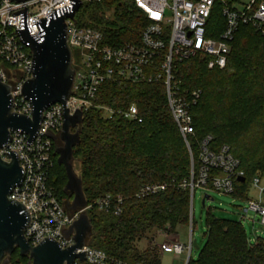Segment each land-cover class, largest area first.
<instances>
[{
    "label": "trees",
    "instance_id": "1",
    "mask_svg": "<svg viewBox=\"0 0 264 264\" xmlns=\"http://www.w3.org/2000/svg\"><path fill=\"white\" fill-rule=\"evenodd\" d=\"M111 5L118 8V21L105 17ZM85 15L84 24L101 26L115 45L139 41L146 24L142 12L129 0L88 5ZM223 26L217 6L209 19V36L217 37ZM174 73L183 87L202 90L192 108L195 135L189 138L195 169L205 137L212 136L214 151L229 145L245 172V180L235 179L231 195L247 199L254 176L264 175V35L243 25L225 68L210 69L205 59L196 56L177 64ZM95 102L117 112L136 105L143 120L131 121L119 112L106 119L96 107L84 112L74 159L80 163L88 203L106 194L123 197L120 215L97 208L87 211L93 225L89 243L115 259L159 264L161 248L156 236L164 230L175 234L176 228L188 227L191 211L190 189L183 187L191 180V152L169 108L166 88L160 83L108 80L100 86ZM67 180L56 154L50 182L61 201ZM159 183L169 186L139 196L143 186ZM207 223L208 241L199 259L188 264H264V238L251 243L241 221L209 210ZM143 239L147 245L140 249L137 244ZM17 252L20 259H27L19 250L13 254Z\"/></svg>",
    "mask_w": 264,
    "mask_h": 264
},
{
    "label": "built area",
    "instance_id": "2",
    "mask_svg": "<svg viewBox=\"0 0 264 264\" xmlns=\"http://www.w3.org/2000/svg\"><path fill=\"white\" fill-rule=\"evenodd\" d=\"M82 10L85 4L100 3L103 0H81ZM139 9L146 19L140 39L115 45L107 38L101 26L86 25L77 18L67 17V42L72 51L73 67L76 70L72 93L66 107L70 114L79 108L83 112L95 106V99L100 86L108 80H121L134 83H160L166 88L169 108L173 118L191 152V180L183 184L188 186L191 195V211L189 221L188 245L180 241L178 234L161 231L165 242L161 250L173 249L177 254H186L185 264L191 260L194 239L193 198L197 187H205L232 194L235 179L245 178L240 169V160L231 152L229 145L222 146L218 151L210 148L212 136L200 141L199 166L195 169V158L189 138L195 135L192 108L201 98V89L183 87L176 80L174 68L185 60L200 56L206 60L208 68L223 69L226 67L232 51V43L243 25L252 27L264 35V0H129ZM244 3V8L236 4ZM27 7L28 24L31 32L37 34V20L50 15L55 9L72 7L71 0H0V75L4 82L12 86L14 98L13 110L20 114L32 115V104L22 93L24 83L33 77V52L30 45L24 43L16 28H21V14L14 12ZM219 6L224 17L223 30L217 37L209 36V19ZM108 19L109 16L105 15ZM75 20V22H74ZM75 55L78 62L75 63ZM101 108L116 113L113 108L99 105ZM124 118L142 122L136 105L124 111H118ZM63 106L56 102L43 113L41 129L28 145L30 137L26 132L11 130V141L0 153L6 161H10L8 152L14 150L24 169V177L20 186H16L9 195L10 199L21 202L31 217L25 229V236L33 246L38 245L45 237L51 236L63 248L75 243L73 234L66 236L69 229L83 210H68L50 182L55 167L56 148L61 141L60 136L53 139L47 130L54 133L63 128ZM215 171V173H214ZM167 183L148 184L143 186L139 196H146L165 190ZM251 188L258 190L260 198H250L241 206V216L255 212L261 216L264 225V175H256ZM123 197L106 194L93 203H88L86 212L92 208L120 215ZM242 222V221H241ZM255 222V221H253ZM259 235L249 238L251 243L259 239ZM86 251L89 264H146L141 261L115 259L104 250L90 245L78 252ZM78 262V261H77Z\"/></svg>",
    "mask_w": 264,
    "mask_h": 264
},
{
    "label": "water",
    "instance_id": "3",
    "mask_svg": "<svg viewBox=\"0 0 264 264\" xmlns=\"http://www.w3.org/2000/svg\"><path fill=\"white\" fill-rule=\"evenodd\" d=\"M23 1L25 0H17ZM72 7L55 9L50 15L36 21L39 32H31L28 24L27 7L13 13L21 14V28H16L21 40L30 45L33 52V77L28 79L22 88L23 96L32 104V115L17 113L13 110L14 98L12 86L4 82L0 75V149L11 141V130L26 132L30 137L28 145L33 143L41 129L44 111L56 102L62 103L64 123L58 133L47 130L53 139L60 136L62 145L57 146L58 163L65 168L67 183L64 191L73 200L71 210H83L73 225L64 231L75 243L66 248L47 236L38 245L33 246L25 236V229L31 217L27 208L19 201L10 199L9 195L16 186H20L24 177V169L20 165L16 151L8 152L10 161L3 159L0 153V264H10L9 256L16 250L22 256H29L32 264H76L86 261V251L82 249L92 234L93 225L88 213L84 210L88 205L82 177L74 166V148L81 141V126L84 112L79 108L70 114L66 107L72 93L76 70L73 67V56L67 42L66 18L74 19L75 13L81 7V0H71ZM75 22V20H74ZM239 180H245L240 177ZM210 196L206 195L203 200ZM197 246V241L195 242Z\"/></svg>",
    "mask_w": 264,
    "mask_h": 264
},
{
    "label": "rangeland",
    "instance_id": "4",
    "mask_svg": "<svg viewBox=\"0 0 264 264\" xmlns=\"http://www.w3.org/2000/svg\"><path fill=\"white\" fill-rule=\"evenodd\" d=\"M244 3L236 4V7L243 9ZM88 5L85 4L82 10L77 12V18L80 22L86 21V15L84 16V10ZM105 15L109 16L111 21H118L117 13L118 8L114 5L108 7L105 11ZM75 63L78 62V55H75ZM98 102H95L96 108H99L103 111V117L108 119L112 118L116 113H113L106 108L99 107ZM105 106V105H102ZM110 108L108 106H105ZM117 112V111H116ZM118 113V112H117ZM63 143L59 141V145ZM58 145V146H59ZM74 166L79 174L80 171V163L77 160H73ZM58 173V172H57ZM80 175V174H79ZM64 190V189H63ZM209 195L210 198L206 199L205 204H203V200L205 196ZM61 197L63 203L67 207L68 210H71V202L73 197H71L68 193L64 191L61 193ZM250 198H260V194L257 189L251 188L248 192L247 199H240L231 194L220 192L213 189H207L205 187H197L195 190V195L193 198V215H194V239L197 241V246L194 245V248L191 252V259L192 261L196 262L205 247L208 241V211H212L214 215H218L223 218H231L237 219L238 221H242L244 229L246 230L247 236L249 238H253L254 235H259L264 238V225L261 223V216L255 212H250L246 215V218H242L241 216V206H244L248 199ZM264 200V195L261 197ZM255 221V222H253ZM175 233L180 236V241L186 245L189 243V228L188 227H178L175 230ZM155 242L159 245L165 242L164 236L158 234L155 238ZM89 241V238H88ZM138 247L143 249L147 245V239H143L142 241L138 242ZM186 254H188V250H186L183 254H177L173 249H166L161 250L160 254V263L159 264H185L186 261ZM11 263L13 264H32V260L29 256L27 259H20L19 253H15L10 255ZM85 264H89L87 261H83Z\"/></svg>",
    "mask_w": 264,
    "mask_h": 264
},
{
    "label": "flooded vegetation",
    "instance_id": "5",
    "mask_svg": "<svg viewBox=\"0 0 264 264\" xmlns=\"http://www.w3.org/2000/svg\"><path fill=\"white\" fill-rule=\"evenodd\" d=\"M10 257V256H9ZM9 261H10V264H11V260H10V258H9Z\"/></svg>",
    "mask_w": 264,
    "mask_h": 264
}]
</instances>
